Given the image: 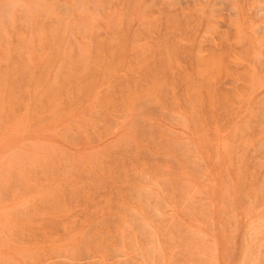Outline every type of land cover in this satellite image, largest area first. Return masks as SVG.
<instances>
[{
  "label": "rangeland",
  "instance_id": "374dc122",
  "mask_svg": "<svg viewBox=\"0 0 264 264\" xmlns=\"http://www.w3.org/2000/svg\"><path fill=\"white\" fill-rule=\"evenodd\" d=\"M0 264H264V0H0Z\"/></svg>",
  "mask_w": 264,
  "mask_h": 264
}]
</instances>
